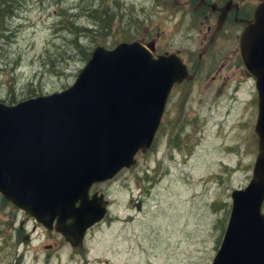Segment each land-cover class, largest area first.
Segmentation results:
<instances>
[{
  "label": "rangeland",
  "instance_id": "374dc122",
  "mask_svg": "<svg viewBox=\"0 0 264 264\" xmlns=\"http://www.w3.org/2000/svg\"><path fill=\"white\" fill-rule=\"evenodd\" d=\"M198 2L0 0V102L7 105L69 88L99 45L154 43L156 55L180 51L199 68L193 81L174 87L138 165L95 185L112 202V218L91 228L82 248L49 236L0 194V264L213 263L232 192L253 176L258 92L237 55L231 36L241 28L233 19L202 54L217 20L196 11ZM133 200L143 202L141 211Z\"/></svg>",
  "mask_w": 264,
  "mask_h": 264
},
{
  "label": "water",
  "instance_id": "95a60500",
  "mask_svg": "<svg viewBox=\"0 0 264 264\" xmlns=\"http://www.w3.org/2000/svg\"><path fill=\"white\" fill-rule=\"evenodd\" d=\"M229 10L231 2L220 9L219 29ZM155 50L141 41L99 45L69 88L0 102V194L49 231L57 220L56 230L76 249L106 215L107 201L87 200L92 185L138 165L174 87L193 78L179 51ZM240 54L256 79L258 155L249 185L232 192L212 264H264V0L240 37Z\"/></svg>",
  "mask_w": 264,
  "mask_h": 264
},
{
  "label": "flooded vegetation",
  "instance_id": "af4514ba",
  "mask_svg": "<svg viewBox=\"0 0 264 264\" xmlns=\"http://www.w3.org/2000/svg\"><path fill=\"white\" fill-rule=\"evenodd\" d=\"M262 1L263 0L258 1V3H251L249 0H199V2L196 5L195 10L198 11L199 9H202V12L205 13L204 16L206 18H210V16H215L216 17V20H217V24H216V27L214 29V32L212 33V35L210 37V41L208 42V44L203 49L202 54L205 53L212 44H214V42L217 39V36L220 33L223 34V33H228L229 32L227 30L226 26L231 21V19H233L234 25L236 27H240L241 28V30L240 29L238 30L236 36L234 34L231 36L232 38L236 37L235 38V42L237 40V46H238V48H237V55H238L239 59L241 60L240 53H239L240 36L243 33L244 29L248 26V23L253 19L254 12H255L257 6ZM229 2H231V10H229V12L227 13L226 20H225L224 24L222 25V27H220V29H219L218 28V20H219V17H220V9L223 8L224 6H226L227 3H229ZM210 30L211 29L209 27L208 28V31H210ZM234 46H235V44H234ZM201 57L202 56H200V58ZM183 60H184L185 64L189 67L190 74L193 75V78L191 80H185L183 82V87H184L187 83L193 81L198 76V74H199V68L193 67V65L190 66L189 63L185 60L184 57H183ZM192 69H193V72H192ZM244 75H246L248 78L251 77V75L247 71L244 72ZM157 135H158V133H157ZM157 135L155 137V140L157 138ZM154 143H155V141H154ZM122 172L123 171H121L120 173H118V175L122 174ZM97 184H102V183H97ZM97 184H94L91 187V189L89 191L90 196L87 198V200H105V201L108 202V204L106 206V215H105V218L103 219V221L100 222L102 224V223H105V222L109 221L112 218V216H110V208L112 206V202L106 198L105 194H103V193L95 190V185H97ZM95 195H97V196L95 197ZM101 195H104L105 197L103 199H100L99 197ZM4 200H7V199L4 198ZM133 203L137 204L136 205V208H137L138 211H141L142 210V204H143V202L141 200H139V201L133 200ZM139 203L141 204L140 210L138 208V204ZM77 206H79V204H77ZM24 217H25V214H24ZM131 217L132 216H129L127 218V220H133V218H131ZM25 219H26V217H25ZM26 220H28V219H26ZM33 220L36 222L35 219H33ZM71 222H72L71 220H68L66 223L67 224H70ZM100 223H98V224H100ZM98 224H96V225H98ZM23 225L24 224H21L20 231H24L25 230ZM57 225H58L57 224V220H55L54 223H53V225H52V230L51 231H49L48 228H45L43 225H41V226H43L49 232L48 233L49 236H51L54 233H56L57 235H60V236H62L64 238V236L56 230ZM96 225H94L91 228H94ZM90 229L87 230V233H88V231ZM87 233H86V236H87ZM30 239L31 238H30L29 234H28V236H27V234L24 236V242H26V241L29 242ZM50 247H52V246H50Z\"/></svg>",
  "mask_w": 264,
  "mask_h": 264
},
{
  "label": "trees",
  "instance_id": "16d2710c",
  "mask_svg": "<svg viewBox=\"0 0 264 264\" xmlns=\"http://www.w3.org/2000/svg\"><path fill=\"white\" fill-rule=\"evenodd\" d=\"M11 14H12V12L9 9L8 12L6 13V15H11ZM77 45H78V43H77ZM91 55H92V53H89V54L86 55L85 59H86L87 62L89 61Z\"/></svg>",
  "mask_w": 264,
  "mask_h": 264
},
{
  "label": "bare ground",
  "instance_id": "6f19581e",
  "mask_svg": "<svg viewBox=\"0 0 264 264\" xmlns=\"http://www.w3.org/2000/svg\"><path fill=\"white\" fill-rule=\"evenodd\" d=\"M18 7V6H17ZM15 15V14H14ZM14 20V19H13ZM10 21H12V20H10Z\"/></svg>",
  "mask_w": 264,
  "mask_h": 264
}]
</instances>
